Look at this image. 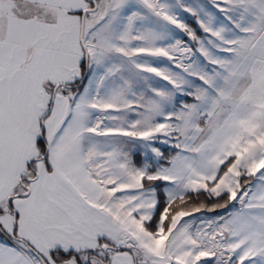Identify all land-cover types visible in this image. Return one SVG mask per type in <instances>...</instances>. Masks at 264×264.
<instances>
[{
	"label": "snow or ice",
	"instance_id": "snow-or-ice-1",
	"mask_svg": "<svg viewBox=\"0 0 264 264\" xmlns=\"http://www.w3.org/2000/svg\"><path fill=\"white\" fill-rule=\"evenodd\" d=\"M0 264H264V0H0Z\"/></svg>",
	"mask_w": 264,
	"mask_h": 264
}]
</instances>
